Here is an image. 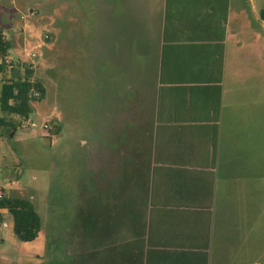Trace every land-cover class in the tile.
Masks as SVG:
<instances>
[{"label": "crops", "instance_id": "1", "mask_svg": "<svg viewBox=\"0 0 264 264\" xmlns=\"http://www.w3.org/2000/svg\"><path fill=\"white\" fill-rule=\"evenodd\" d=\"M255 4L94 0L93 71L75 76L88 34L66 1L64 86L87 93L81 168L98 191L106 178L118 184L116 225L97 230L112 254L131 246L121 264L136 252L141 264H262L264 9Z\"/></svg>", "mask_w": 264, "mask_h": 264}, {"label": "rangeland", "instance_id": "2", "mask_svg": "<svg viewBox=\"0 0 264 264\" xmlns=\"http://www.w3.org/2000/svg\"><path fill=\"white\" fill-rule=\"evenodd\" d=\"M66 1L0 0V27L11 43L6 57L8 71L0 73V91L4 81L14 75L25 76L27 68L33 70V79L41 80L46 89L45 99L33 102L34 113L30 119L13 116L15 126L0 129L1 198H23L33 202L42 220L40 240L43 245L39 248V240L19 241L13 230L12 216L4 210L0 213V221H8V226L0 225V236L6 239L3 243L0 238V264H13L1 258L13 259L16 253H21L20 264H113L112 260L114 264H121L124 258L127 260L125 256L131 247L118 251L124 253V258H119L118 253H110L109 239L99 241L98 226L104 224L111 229L116 225L111 221L116 208L112 205L111 189L118 188V184L106 178L105 184L102 183L106 189L98 191L95 180L81 168L82 156L89 151L81 140L83 132L80 129L87 93L82 84H75L71 94L64 86ZM255 1L259 13L264 9V0ZM71 2L69 14L78 20L80 27L86 26L84 37L88 34V42H83L88 47L80 54L84 61L80 58L73 73L82 69L89 75L94 65V58L90 59L94 27L90 26L88 31L87 23L91 24L90 10L94 0ZM124 178L130 179V176L124 174ZM85 199L92 201L87 205ZM98 205H102L108 217L101 224L96 218ZM137 243L141 245L136 237ZM136 245L135 249L139 248ZM26 250H31L29 257L25 256ZM132 261V264H141L138 252L133 253Z\"/></svg>", "mask_w": 264, "mask_h": 264}, {"label": "trees", "instance_id": "3", "mask_svg": "<svg viewBox=\"0 0 264 264\" xmlns=\"http://www.w3.org/2000/svg\"><path fill=\"white\" fill-rule=\"evenodd\" d=\"M11 50V43L0 27V73L8 71L6 57ZM46 89L39 79H33V70L26 69L25 76L4 81L0 91V129L14 127L13 116L23 120L30 119L34 113L33 102L45 99ZM7 210L14 223L17 239L24 243L35 241L42 228V220L33 202L23 198H1L0 211ZM0 220L2 216L0 214Z\"/></svg>", "mask_w": 264, "mask_h": 264}, {"label": "built area", "instance_id": "4", "mask_svg": "<svg viewBox=\"0 0 264 264\" xmlns=\"http://www.w3.org/2000/svg\"><path fill=\"white\" fill-rule=\"evenodd\" d=\"M1 197H2V196L0 195V198H1ZM3 211H4V210L0 211V213L3 212Z\"/></svg>", "mask_w": 264, "mask_h": 264}]
</instances>
